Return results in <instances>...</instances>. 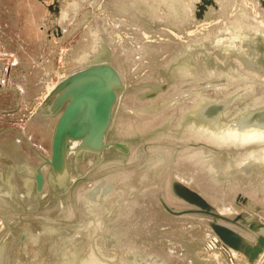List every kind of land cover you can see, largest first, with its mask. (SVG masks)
<instances>
[{"label": "rangeland", "instance_id": "rangeland-1", "mask_svg": "<svg viewBox=\"0 0 264 264\" xmlns=\"http://www.w3.org/2000/svg\"><path fill=\"white\" fill-rule=\"evenodd\" d=\"M198 1L0 0L1 160L9 162L5 159L9 155L19 162L21 156V160L28 158L32 164L40 165L43 157H50L56 119L40 115L39 107L61 80L98 61L114 66L126 86L116 104L108 139L133 146L131 156L122 160L108 152V161L94 172L89 171L92 160L78 165L76 171L84 173L82 178L91 174V184L73 174L70 184L76 186L72 193L50 188L47 196L23 200L25 204L20 206L14 194H20L22 199L23 194L18 186L20 180H16L19 188L13 192L12 203L22 213L11 209L5 199L0 202V212L13 211L15 231L21 235L22 223L29 221L31 226L39 225L52 234L51 238L60 230L68 234L52 240H29L26 244L18 236L4 264H247L237 253L233 252L237 256L232 257L230 250L222 248L224 253L220 255L216 249L218 238L207 218L173 216L157 199L162 195L168 205L178 210L188 207L169 193L170 182L176 178L227 217L242 211L234 203L238 193L264 205L261 175L257 176L259 181L240 168L235 175L229 170L215 173L217 161L212 156L219 153H198L203 150H194L195 145H208V140L182 130L188 124H192L190 131L196 130L202 109L209 103L224 102L233 91L238 90L235 103L245 96L242 102H246V110L241 114H246L255 101H264V77L250 72L240 61L239 69L255 76L236 81L237 75H243L236 74L224 58L213 55L221 51V44L212 41L217 35L238 31L240 25L264 32V14H260L263 9L259 0H213L215 4H210L205 13L211 18L195 22L192 15L197 9L191 12L190 4ZM225 38L221 43H226ZM211 56L224 64L227 70L223 75L206 69ZM190 58L194 61L190 69L194 71L189 73L186 63ZM235 60L239 61L237 57ZM162 85L168 88L155 98L142 97L154 86ZM223 105L219 127L230 123V114L231 119L240 114L236 112L239 107L230 105V99ZM16 135H23L27 143ZM138 140L141 142L135 143ZM153 144L159 146L152 147ZM167 144L171 149L164 147ZM189 144L175 151V147ZM157 166L160 169L155 173ZM103 184L113 186L111 193L104 199L97 195L89 200L94 189L103 190ZM47 199L41 205L40 201ZM10 231L0 218V240ZM103 237L104 247L98 240ZM34 244L37 252L31 250ZM263 262L264 258L260 264Z\"/></svg>", "mask_w": 264, "mask_h": 264}, {"label": "water", "instance_id": "water-1", "mask_svg": "<svg viewBox=\"0 0 264 264\" xmlns=\"http://www.w3.org/2000/svg\"><path fill=\"white\" fill-rule=\"evenodd\" d=\"M210 4H215V2L213 0H199L196 3L190 4L191 12H193L194 7L197 9L192 15L195 22L208 21L211 18V16L205 14L209 12L208 7ZM259 4L264 11V0H259ZM240 26L238 31L232 30L217 35L215 38L212 37L213 43L215 41L217 43L216 45L221 44V51L215 52L213 55H216L220 60L224 58L225 64L230 65L229 67H231L235 73L240 72L243 75H237L236 81L241 80V78L248 79L255 76L254 74L248 77L246 73H242L244 69H239L241 66L239 65L240 61H242L241 63L248 67V69L255 71L260 76L264 75V62L261 61V59H264V48L258 50V42L256 41L258 37H261V43L264 46V32L261 31L260 28L246 30L245 26ZM221 35L227 37L225 38V44L221 43V38H224L221 37ZM251 43H253L254 48L251 47ZM223 52H225V56ZM235 53H237V55H235ZM212 56L210 57L209 63H206V69H211L210 72L215 71L216 74H222V72L227 69H223L224 64H222L221 61L216 62V59ZM236 57L239 58L238 62L235 60ZM191 62L194 63L190 58L186 63L189 67L187 68L189 73L191 70L194 71V69H190ZM248 62H252L255 65L250 66ZM215 66L218 69H215ZM218 71L220 72L218 73ZM208 75L210 76V74ZM235 75L230 76V78ZM234 81V79L230 80V82ZM249 87L251 86L249 85ZM167 88L168 85L154 86L151 92L145 93L142 97L144 99H153ZM123 90V80L119 71L107 62L98 61L61 80L49 92L39 107V110L40 115L56 119L51 142V155L49 158L44 159L45 166L50 170L49 176H47L50 182H54L55 185L57 184L56 186L66 183L65 176L70 161L76 160L77 162L85 159L87 156L93 157L95 161L92 165L94 166L92 167V171L94 172L99 166L108 161V157H106L105 154L110 148H112L115 155H117L116 159L122 160V158L130 155L131 150L127 142L119 140L107 141L106 139L108 133H111L113 130L114 110L118 103V95H121ZM256 90L259 91L258 89ZM236 92H238V90L230 93V97L228 96L224 102L217 104L221 106V112L225 109V105L223 104L229 99L230 105L239 107L236 112L240 114L235 119H231L233 116L230 114V123H235L241 116L247 117L250 113L251 115H253L252 113H256L254 111H261V109H264V101L262 103L255 101L254 104L249 105L248 108L251 109H249L246 114H241L243 110H246V102H242L245 96L243 95V98L240 97L235 103L233 102V98L236 96L234 95ZM231 109L232 106L230 107V110ZM221 112L219 111L220 114ZM201 121L202 120H199L198 122L200 123ZM184 128L182 130H184ZM140 142L141 141H139V143ZM75 143H77V146H74ZM151 146L157 147L159 145L153 144ZM190 146L189 144L184 147H175V151H180ZM164 147L171 149L172 146L171 144H167L164 145ZM70 152H73V154L70 155ZM158 152L163 153L162 151ZM140 156L141 152L138 150L137 157L139 158ZM145 159L147 163L148 158ZM41 168L36 170V179L40 190L43 188L45 182L44 172ZM140 168L141 167L136 169ZM255 168L258 172H263L261 176L264 181V162L256 164ZM159 169L160 168L157 166V171H155V173H157ZM83 175L84 173L79 171V169L76 171V176L78 178H82ZM154 178L155 177L150 178L152 182ZM256 180L260 181V178L258 177ZM67 184H69V182H67ZM112 187V185L103 184V190L99 188L94 189L92 191L93 196H88V199L91 200L97 195L101 196V198H106L111 193ZM169 193L172 197L184 202L188 207L178 210L168 205L162 195H158L157 199L167 213L178 217L194 215L207 218L211 231L219 239V245L223 244L227 248L240 254L246 260L247 264H257L260 261L264 254V205L260 206L243 193H238L234 203L237 207L242 209V211L231 218L221 215L206 198L176 178L172 179L170 182ZM7 238L8 235H5L0 240V250L4 246L3 244H6ZM11 244L12 240L7 242L4 256H0V264H2V261L5 262V256L8 254ZM225 258L229 260L227 254Z\"/></svg>", "mask_w": 264, "mask_h": 264}, {"label": "bare ground", "instance_id": "bare-ground-1", "mask_svg": "<svg viewBox=\"0 0 264 264\" xmlns=\"http://www.w3.org/2000/svg\"><path fill=\"white\" fill-rule=\"evenodd\" d=\"M260 14H264V11L260 12ZM261 28H263V27H261ZM256 41L258 42L257 49L262 50V48H264V46L261 43L262 38L258 37ZM250 45L252 48H254L253 43H251ZM261 61L264 62V59H261ZM248 64L250 66L255 65L252 62L251 63L248 62ZM245 68L248 69V67H246V66H245ZM248 70L250 72L256 73L255 71H253L251 69H248ZM245 72H247V71L243 70V73H245ZM256 74L258 76H260L258 73H256ZM247 75L250 76L249 73ZM263 77H264V75H263ZM121 78H122V75H121ZM122 80H123L124 90H126V86L124 84V79L122 78ZM263 85H264V83H263ZM119 99H120V94L118 95V100ZM118 100H117V102H118ZM220 107L221 106H218L217 104H214V103L207 104L206 107L203 108V111L201 113L202 121L200 123H198V125H195V127L197 129L194 131L192 129V131H190L189 130L190 125H188L184 128L183 133L185 132V133L193 134V135L197 134L198 136H201L203 139L209 141V142L206 141L208 143V145L206 143H204V144L199 143V144L195 145L196 148L194 147L193 148L194 150H196V149L203 150V151H200L198 153H206V154H212V155L215 153H217V154L219 153L218 155L215 154V156L216 155L220 156V158H218L217 156L216 157L212 156L213 158H216L214 160L217 161L216 164H214V169L216 170V171H214L215 173L225 174V172H227L229 170L230 173L235 175L239 172V168H240V170H242L245 175H247V176L252 175L253 178H257V176H260L263 174V172H258L256 170L255 165L260 163V162L261 163L264 162V109H261V111H254L256 113H252L253 115H251V113H250V115H248L247 117L241 116L235 123L231 122L229 124H226V126L223 125V126L219 127L220 125L217 122H218L219 114H220L219 111L221 112ZM42 116H44V115H42ZM44 117L46 118L49 116H44ZM54 128H55V126H54ZM111 133L110 132L108 133L107 138H106L107 141H115V140L118 141V139H114V140L108 139ZM16 136L20 140L27 143V141L23 135H21V137L18 135H16ZM52 136H53V134H52ZM119 141H122V140H119ZM138 141H140V140H138ZM51 142H52V137H51ZM210 142H215V143H210ZM135 143H139V142H135ZM209 143L212 146L217 147V148L212 147L211 145H209ZM128 144H129V148L131 150L129 156H131V154L133 152L132 151L133 146L130 143H128ZM192 144L193 143H191V145ZM74 146H77V143H75ZM219 148H221V149H219ZM108 152L114 156H117L113 152V149L110 148V149H108V151L105 154L106 157L109 156ZM146 153H149V152L146 151ZM72 154H73V152H70V155H72ZM4 155H6V154H4ZM129 156H127V157H129ZM20 157L18 158L19 162L12 159L9 155H6V157H5V159H7L9 162H6L5 160H1L3 157L0 158V169H1L0 170L1 171L0 172V196H2V199L0 198V202L5 199L6 201L9 202L10 205H8V206L11 209L13 208L14 210H16L17 212H20V213H22V209L15 208L13 203H12L13 192L14 193L16 192L15 191L16 188L20 187V190L22 191V194H23L22 195L23 199L20 196V194H19V197H18L17 193L14 194V197L18 198V200L20 201L19 202L16 199L17 203L18 202L21 203V204L18 203L20 206H23L25 204L23 202V200L24 201H31L32 198L36 199L35 197L42 198L44 195L47 196V194L49 193L48 189H50V188L55 189V190L62 189L65 194L72 193L73 190L75 189L76 185L70 184V180H71V177L73 174L76 175V172H74V171H76L77 166L82 164V163H85L86 160H92V164L89 166V168H90L89 171H90L92 169V167H94L92 165L94 164V161H95L93 159V157H90V156H87V157H85V159H83L81 161H77V162H76V160L70 161L69 166H68V170H67V173L65 176L66 177L65 178L66 183L61 184V185L58 184L59 186H56L57 184L55 185L54 182L52 183L48 180L47 176H49L48 174H49L50 170L44 164V159L46 157L42 158L40 165L32 164V162L28 158L24 159V157H23V160H21ZM124 158H126V157H124ZM213 158H210L212 163L214 161ZM38 168L42 169V171L44 172V176H45L44 186L41 190L39 188V185L37 184V179H36V170ZM250 173H252V174H250ZM89 175H91V174H89V172H88V174H86L87 177L81 178V180L88 181V183L91 184ZM16 180H20V183L18 184L19 187L15 186L17 183ZM81 180H79V181H81ZM67 182H69V186L66 188ZM4 189H7V190L4 191ZM47 190H48V192H47ZM122 190H124V189H122ZM24 195H25V197H24ZM102 199H104V198H102ZM48 200L49 199H47L45 202L40 201V203L42 202L41 205L43 203H46ZM11 209H8V212H0V218H2L6 222V225L11 230L10 233L8 234L6 244L4 243L3 244L4 246L0 250V256H2V257L4 256L5 247L7 245V242L12 240V244L10 246L12 248L13 243L15 242V240L18 236H21V240L24 244H26V242H28L29 240L30 241L33 240V241L37 242V241H43L41 239H44V238H46V239L51 238L52 234H50L49 232L42 229L39 225L31 226L32 224L29 223V221H26V222L24 221L22 223V228L24 229V232L21 233V235H19V232L15 231L17 229L14 228L16 222L14 220L13 215H11V213L13 212ZM25 210L27 211L28 209H25ZM218 210L221 212L220 208H218ZM114 212H116V211H114ZM114 214L116 215V213H114ZM60 231H61V233H59L55 236L62 235L63 230H60ZM66 234H68V231L66 233H63V235H66ZM55 236L53 235V237H55ZM52 238H51V240H52ZM214 239H217V238H214ZM98 240H100L99 241L100 243L99 242L98 243L101 245V243L104 242V237H103V239L100 238ZM217 241H218L217 242L218 247L216 246V249L220 252V255H222L224 253L223 249H222V248H224V249L230 250V252H232V257L237 256L236 254H233V252L234 253H237V252L227 248L223 244L219 245V239H217ZM104 246L105 245H103V247ZM48 247H49V245H48ZM31 248H32L31 250L33 252H35V251L37 252L38 248L35 246V244ZM78 248H80V247H78ZM93 252H94V255L96 256V258H98V255L96 254V252L95 251H93ZM80 253H78V256ZM10 256H11V254H10ZM10 256H9V258H10ZM263 258H264V254L257 264H260ZM127 261H129V260L127 259L125 262H127ZM3 263H4V261H2V264ZM86 263L90 264L89 261L88 262L86 261L85 264Z\"/></svg>", "mask_w": 264, "mask_h": 264}, {"label": "crops", "instance_id": "crops-1", "mask_svg": "<svg viewBox=\"0 0 264 264\" xmlns=\"http://www.w3.org/2000/svg\"><path fill=\"white\" fill-rule=\"evenodd\" d=\"M17 137V136H16ZM16 144H17V141H16Z\"/></svg>", "mask_w": 264, "mask_h": 264}, {"label": "flooded vegetation", "instance_id": "flooded-vegetation-1", "mask_svg": "<svg viewBox=\"0 0 264 264\" xmlns=\"http://www.w3.org/2000/svg\"><path fill=\"white\" fill-rule=\"evenodd\" d=\"M15 130V129H14Z\"/></svg>", "mask_w": 264, "mask_h": 264}]
</instances>
